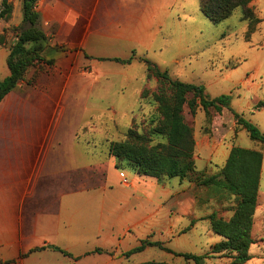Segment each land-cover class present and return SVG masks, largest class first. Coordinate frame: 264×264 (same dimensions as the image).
I'll list each match as a JSON object with an SVG mask.
<instances>
[{
  "label": "rangeland",
  "instance_id": "rangeland-1",
  "mask_svg": "<svg viewBox=\"0 0 264 264\" xmlns=\"http://www.w3.org/2000/svg\"><path fill=\"white\" fill-rule=\"evenodd\" d=\"M10 1L14 6L12 17L0 22V38L5 42L0 46V81L10 74L7 59L18 39L17 33L29 28L23 21V0ZM74 5L95 14L91 19L98 37L82 45L75 40H53L56 29L42 25L48 36L43 53L45 62L30 68L27 76L36 80L39 75L48 74L67 82L68 98L76 99L71 106L81 110L76 115L69 113L61 132L78 129L75 138L84 149L96 147L100 157L110 155V143L127 141L130 130L149 134L152 144L164 142L162 137L150 133L161 118L155 94L163 84L155 75H149L142 58L157 64L174 80L205 86L210 99L231 96V108L264 134V107L257 109L258 103L264 102V0H255L250 5L262 20L254 30L249 21L243 20L241 8L227 20L214 23L202 12L200 0H187L184 8L172 10L161 27L155 26L147 33L143 30L147 38L132 41L110 37L114 35L109 30L114 28L113 24L107 18L114 6L111 1L78 0ZM143 31L132 24L129 33L141 35ZM132 57L130 63L113 60L128 61ZM183 115L194 134L195 174L184 180L169 179L174 184L181 180L178 204L169 212L165 206L160 220L152 218L130 228L113 247L103 249L101 264H195L175 253L204 255L203 264H234L232 253H212L222 237L212 231L208 217L216 213L229 220L237 201L224 189L206 187L199 181L218 175L234 146L258 150L264 156V145L253 141L227 109L218 113L212 108L206 113L198 108L192 115L186 105ZM102 174L99 170L84 173V190L100 187L104 182ZM196 176H200L199 181ZM112 179L119 182L121 175L113 174ZM185 184L188 189L183 191L181 187ZM96 203L93 197L82 200L89 211ZM145 206L148 215L152 206L148 201ZM252 238L251 259L246 264H264V159ZM143 240L160 242L172 253L150 247L129 258L123 256ZM87 260L83 259L81 264H89Z\"/></svg>",
  "mask_w": 264,
  "mask_h": 264
},
{
  "label": "crops",
  "instance_id": "crops-1",
  "mask_svg": "<svg viewBox=\"0 0 264 264\" xmlns=\"http://www.w3.org/2000/svg\"><path fill=\"white\" fill-rule=\"evenodd\" d=\"M75 1H39L40 26L56 29L53 40H75L82 45L98 37L91 19L95 14L76 7ZM98 1L114 3L107 18L114 27L109 29L114 33L110 37L117 41L147 38L146 33L161 27L173 9L187 3ZM132 24L146 33L130 34ZM51 78L41 74L33 80L26 74L0 102V264H81L83 259L101 264L103 254H87L113 247L130 228L152 218L160 220L165 206L169 212L178 204L181 180L174 184L169 179L158 181L138 176L131 169H118L114 157H100L96 147L84 149L75 138L78 129L61 132L69 113L76 115L81 107L71 106L76 99L68 98L67 82L57 78L44 81ZM98 170L103 173V184L84 190V173ZM116 173L121 175L119 182L112 179ZM181 188L184 191L188 186ZM88 197L97 199L92 211L82 205ZM147 201L152 206L148 215ZM39 248L44 249L32 251Z\"/></svg>",
  "mask_w": 264,
  "mask_h": 264
},
{
  "label": "trees",
  "instance_id": "trees-1",
  "mask_svg": "<svg viewBox=\"0 0 264 264\" xmlns=\"http://www.w3.org/2000/svg\"><path fill=\"white\" fill-rule=\"evenodd\" d=\"M39 1L23 0V21L29 24V28L17 33L18 39L10 48L7 59L10 74L0 81V102L20 85L30 68L45 62L43 53L48 36L40 26ZM254 1L200 0V8L204 15L214 23L227 20L236 9L241 8L243 20L249 21V25L254 30L255 26L262 21L250 6ZM13 9L14 6L10 0H1L0 22L11 18ZM4 45L5 42L0 38V46ZM28 45L31 46L27 47ZM133 59L132 57L128 61L118 58L113 60L130 63ZM141 61L147 64L149 75H155L163 84L155 94L161 118L150 133L162 137L164 142L152 144L153 140L149 134H139L135 130H130L127 141L112 142L109 145L110 155L118 160L116 165L118 169H131L138 176L150 177L158 181L167 178L181 180L191 178L195 174V139L193 130L186 123L183 115L186 105L192 115L197 113L198 108H202L206 113L212 108L218 113H221L223 109L229 110L234 115L236 123L248 132L249 137L264 145V134L231 108V96L222 95L210 99L205 86L185 83L178 79L174 80L167 71H162L157 64L144 58ZM48 63H52V61ZM263 107L264 102H259L257 109ZM263 159V154L258 150L234 146L218 175L201 181H199L200 176L195 177L200 185L224 189L237 201L234 214L229 220L218 217L216 213L208 217L212 231L222 237V240L213 246L212 253H232L234 264H246L251 259L249 249L254 244L252 228L258 206ZM123 163H127L128 166L125 167ZM150 247H160L172 253L160 242L143 240L139 246L125 252L123 256L129 258ZM42 249L44 248L32 251ZM53 249L67 257H72L70 253L61 248L53 247ZM103 252H105L103 249L97 248L87 255ZM175 255L192 260L195 264H203V260L206 258L204 255L190 253H175Z\"/></svg>",
  "mask_w": 264,
  "mask_h": 264
},
{
  "label": "built area",
  "instance_id": "built-area-1",
  "mask_svg": "<svg viewBox=\"0 0 264 264\" xmlns=\"http://www.w3.org/2000/svg\"><path fill=\"white\" fill-rule=\"evenodd\" d=\"M124 183H125V184H128V181H127V180H124Z\"/></svg>",
  "mask_w": 264,
  "mask_h": 264
}]
</instances>
